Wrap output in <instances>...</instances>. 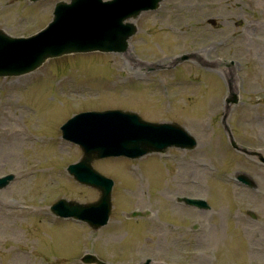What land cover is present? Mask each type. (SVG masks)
Wrapping results in <instances>:
<instances>
[{"label":"rangeland","instance_id":"rangeland-1","mask_svg":"<svg viewBox=\"0 0 264 264\" xmlns=\"http://www.w3.org/2000/svg\"><path fill=\"white\" fill-rule=\"evenodd\" d=\"M56 1L30 7L27 0H0V27L14 35L32 33L51 19ZM211 18L216 25L208 22ZM138 23L140 31L125 58L82 53L52 59L17 84L18 77H0V175L17 174L0 189V264H84V253L113 264L148 258L152 264H264V165L235 150L224 128L229 126L241 145L264 151V0H164ZM204 44L202 64L211 65L218 54L237 61L241 101L224 113L219 102L228 86L218 71L186 62L172 67L170 58ZM143 61L160 62L145 75ZM140 74L144 80L132 87ZM124 75L129 83L104 91L106 81ZM164 78L168 83H158ZM112 107L183 124L198 145L172 147L170 158L97 160L95 166L116 181L107 225L93 230L71 219L60 223L50 212L58 199L88 203L100 195L69 178L68 165L80 159L82 150L63 140L61 127L86 109ZM16 133H23L25 141ZM241 172L253 177L258 192L234 182ZM183 195H207L210 209L178 206L173 200ZM147 205L162 215L150 209L147 218L126 217ZM247 209L257 213L256 221Z\"/></svg>","mask_w":264,"mask_h":264},{"label":"water","instance_id":"water-1","mask_svg":"<svg viewBox=\"0 0 264 264\" xmlns=\"http://www.w3.org/2000/svg\"><path fill=\"white\" fill-rule=\"evenodd\" d=\"M160 0H112L105 5L100 0H72L68 15L75 21L64 23L63 18L56 19L52 34L46 32L32 38H12L0 30V75H19L37 67L48 57L62 55L82 49L123 50L126 39L137 30L131 19H136L142 10L156 7ZM91 10L93 31H84V21L80 16ZM105 26L101 32L100 26ZM81 28H80V27ZM62 30L76 42V46L61 45L54 42L58 31ZM51 35V39L49 36ZM95 35V36H94ZM93 41V42H92ZM87 47L83 43H88ZM59 46V48H57ZM83 46V47H81ZM110 116V117H109ZM129 117V119H128ZM138 115H126L123 112H87L74 119L76 125L72 140H78L85 155L79 164L72 165L70 170L83 182L102 190L101 200L91 206H80L61 200L54 208L66 209L67 213L80 215L86 219L89 208H97L100 218L88 214L94 225L107 218L110 211L112 181L106 180L97 173L91 163L96 158L127 155L140 156L148 151L164 150L170 145L193 147L196 142L180 127L168 123L142 124ZM140 121V120H139ZM149 126V129H147ZM76 139H75V138ZM233 144L237 146L235 141ZM60 205V206H59Z\"/></svg>","mask_w":264,"mask_h":264},{"label":"bare ground","instance_id":"bare-ground-1","mask_svg":"<svg viewBox=\"0 0 264 264\" xmlns=\"http://www.w3.org/2000/svg\"><path fill=\"white\" fill-rule=\"evenodd\" d=\"M14 139H16L17 142H20V139H19L18 137H15ZM200 165H201V164H200ZM202 257H203V258H206V254H202Z\"/></svg>","mask_w":264,"mask_h":264}]
</instances>
